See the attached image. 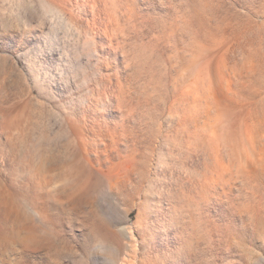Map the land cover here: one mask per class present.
I'll return each mask as SVG.
<instances>
[{
  "label": "rangeland",
  "instance_id": "374dc122",
  "mask_svg": "<svg viewBox=\"0 0 264 264\" xmlns=\"http://www.w3.org/2000/svg\"><path fill=\"white\" fill-rule=\"evenodd\" d=\"M264 0H0V264H264Z\"/></svg>",
  "mask_w": 264,
  "mask_h": 264
},
{
  "label": "snow or ice",
  "instance_id": "6c2138e0",
  "mask_svg": "<svg viewBox=\"0 0 264 264\" xmlns=\"http://www.w3.org/2000/svg\"><path fill=\"white\" fill-rule=\"evenodd\" d=\"M261 238L264 239V236H262Z\"/></svg>",
  "mask_w": 264,
  "mask_h": 264
}]
</instances>
